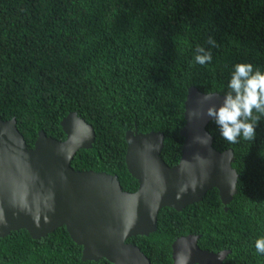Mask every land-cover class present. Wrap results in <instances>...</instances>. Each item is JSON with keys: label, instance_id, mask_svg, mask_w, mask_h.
<instances>
[{"label": "trees", "instance_id": "16d2710c", "mask_svg": "<svg viewBox=\"0 0 264 264\" xmlns=\"http://www.w3.org/2000/svg\"><path fill=\"white\" fill-rule=\"evenodd\" d=\"M198 46L211 50L210 63H195ZM236 63L264 72V0H0V117L16 119L34 148L41 131L66 140L61 123L77 113L96 140L72 167L117 176L126 192L139 188L127 133H163L162 158L178 165L189 89L224 96ZM208 131L216 150L234 152L237 194L228 207L213 189L181 212L161 210L155 233L128 241L152 264H173L174 242L189 235L202 250L230 251L223 264H264L255 249L264 237V117L251 142L230 144L214 121ZM0 264L112 263L84 261L61 227L40 240L26 230L1 239Z\"/></svg>", "mask_w": 264, "mask_h": 264}, {"label": "water", "instance_id": "95a60500", "mask_svg": "<svg viewBox=\"0 0 264 264\" xmlns=\"http://www.w3.org/2000/svg\"><path fill=\"white\" fill-rule=\"evenodd\" d=\"M204 94L189 89L178 165L170 167L162 158L163 133H127L126 164L139 183L133 193L123 190L117 176L74 170L77 153L91 149L96 140L94 127L77 113H70L61 123L66 140L41 131L34 148L28 147L16 119L4 121L0 117V241L20 230L40 240L66 227L73 241L83 247L84 261L152 264L128 241L155 233L161 210L181 212L203 201L213 189L228 207L237 194L239 174L233 167V150L215 149L208 131L212 118L188 117L192 109H207L208 103H198ZM211 94V103L218 107L224 96ZM197 136L210 140L206 144L194 142ZM199 239L197 235L177 239L172 247L173 264L224 263L230 251L202 250Z\"/></svg>", "mask_w": 264, "mask_h": 264}, {"label": "clouds", "instance_id": "9594fccd", "mask_svg": "<svg viewBox=\"0 0 264 264\" xmlns=\"http://www.w3.org/2000/svg\"><path fill=\"white\" fill-rule=\"evenodd\" d=\"M208 43L216 47V42L210 37ZM212 60L211 50L203 47L196 48L194 61L201 66ZM228 91L217 107L211 101L212 94H204L199 104L208 103L209 106L203 112L199 108L188 112L189 119L199 118L206 115L213 119L217 125L220 135L230 144L238 142L239 138L245 141H253L256 135L258 122L264 117V72L254 68L251 63H236L233 66L228 81ZM210 137H194V142H209ZM256 252L264 255V237L255 241Z\"/></svg>", "mask_w": 264, "mask_h": 264}]
</instances>
